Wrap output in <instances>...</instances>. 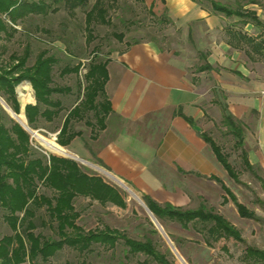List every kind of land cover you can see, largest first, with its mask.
<instances>
[{
    "label": "crops",
    "instance_id": "0c3cea01",
    "mask_svg": "<svg viewBox=\"0 0 264 264\" xmlns=\"http://www.w3.org/2000/svg\"><path fill=\"white\" fill-rule=\"evenodd\" d=\"M253 6L260 25L237 17V25L224 23V15L192 0H166L182 44L161 49L142 41L110 55L106 94L113 112L83 158L94 156L143 199L224 216L233 203L224 204L222 187L230 176L202 134L224 126L225 109L245 130L250 164L264 173V6ZM240 33L260 49L238 44ZM81 100L64 110L66 117Z\"/></svg>",
    "mask_w": 264,
    "mask_h": 264
},
{
    "label": "rangeland",
    "instance_id": "374dc122",
    "mask_svg": "<svg viewBox=\"0 0 264 264\" xmlns=\"http://www.w3.org/2000/svg\"><path fill=\"white\" fill-rule=\"evenodd\" d=\"M37 2L39 0H31ZM50 6L47 15H31L20 22L18 32L13 39H3L0 53L3 60L8 62L13 54L22 56L26 48L31 50L27 67H32L37 56L47 51L49 56L58 60L54 68V87H69V94H56L53 100L60 101L64 110H69L82 99V86H85V75L90 61L94 58L108 60L110 55L127 45L135 42L149 41L161 49H179L182 44L181 34L174 23L165 21L169 18L168 10L163 8L166 0H145L144 3L136 0H122L109 7L108 18L110 25L94 24L96 40L87 42L86 15L91 11L97 0H89L85 7L72 12L64 2L44 0ZM153 1V3H151ZM207 8L212 0H195ZM231 9H244L250 11L253 5L264 6V0H213ZM163 2V3H162ZM153 4V5H152ZM161 7V10H157ZM224 23L235 24L236 18L228 19L224 16ZM118 35H124L120 41ZM82 64L80 73L61 76L66 66ZM12 66V65H9ZM29 95V96H28ZM17 110L4 100L0 101V111L3 114V123L8 129L15 124L21 126L31 137L32 153L34 158L50 160L51 156L66 159L75 158L83 172L100 176L111 186L115 187L125 199L127 207L122 209L109 203L102 205L92 199L78 197L75 208L79 213L77 226L89 231H101L106 228L120 231L125 237L134 241L145 243L151 241L158 251L166 255L172 264H246L244 257L249 247L264 250V173L255 167L248 170L244 163L242 149L236 146L235 138L224 126H218L211 136L220 145L225 154L229 155V162L236 171V178H227L226 188L235 196L238 203L246 206L255 213V219H243L238 214L236 204L233 202L225 208L226 216L241 232L243 242L234 239H224L220 242L207 245L205 237L192 225L184 229L179 223L168 219L159 221L153 216L143 197L128 185H122L112 175H108L98 165L94 156L81 155L82 149L91 150L92 129L86 126L85 121L74 122L73 129L82 131L78 148L63 147L72 156L50 151L33 132L58 145V134L63 125L67 111L53 121L40 119L36 128L30 127L26 115V107L36 105L35 91L30 82H22L16 89ZM7 106V107H6ZM24 116L25 124L18 118ZM89 121L95 123L93 113L88 114ZM61 146V145H60ZM62 147V146H61ZM75 150V151H73ZM79 153V155L77 154ZM72 157V158H71ZM83 159V160H82ZM86 162V163H85ZM98 167V168H97ZM39 195L48 198L55 197V193L39 183ZM138 197V198H137ZM140 201H139V200ZM7 211L0 206V240L14 232L5 221ZM35 233L49 240H58L57 221H53L47 208L36 211ZM158 223V224H157ZM184 260V261H183ZM158 264L145 254L132 255L124 240H119L115 249H108L101 245H94L90 252L81 254L70 247L49 260L47 264ZM42 264V263H40Z\"/></svg>",
    "mask_w": 264,
    "mask_h": 264
},
{
    "label": "trees",
    "instance_id": "16d2710c",
    "mask_svg": "<svg viewBox=\"0 0 264 264\" xmlns=\"http://www.w3.org/2000/svg\"><path fill=\"white\" fill-rule=\"evenodd\" d=\"M119 1L122 0H97L93 9L87 13L86 32L89 44L96 40L93 25H110L109 7ZM136 1L145 2V0ZM55 2H64L74 12L80 7H85L89 0H55ZM209 3L212 11L216 14H222L228 18H240L243 20V24L249 22L256 25L261 24L254 11H246L242 8L234 10L213 0ZM49 10L50 6L44 0L37 2L0 0V48L3 39L14 38L22 20L31 15H47ZM166 18L165 21L169 23ZM235 36L239 40L238 44H249L256 51L260 49V45L254 44L255 40L246 35L240 33ZM117 37L120 41L124 40V35ZM136 43L139 42L134 44ZM30 56L31 50L26 48L22 56L13 54L6 62L3 60V54L0 53V97L16 111V89L22 82H30L35 91L37 103L26 107V115L30 127L35 129L40 119L53 122L64 111L63 104L53 100V96L69 94L72 89L53 86L54 68L58 63L55 57L49 56L47 51H43L37 56L35 64L32 67H27ZM108 64L109 59L103 61L94 58L90 61L85 75L86 85L81 87L83 99L66 117L58 134L57 141L62 147H69L76 138L84 136L82 131L73 129V122L85 121L86 126L92 129L93 140L97 139L99 131L106 129L107 118L113 112L106 94V85L109 80ZM81 68L82 64L74 67L66 66L62 70L61 76L78 75ZM89 113L94 114L95 123L87 119ZM3 119L2 111H0V206L7 211L5 221L14 235L6 236L0 240V264H47L65 247L85 254L90 252L94 245L115 249L119 240H124L132 255L145 254L158 264H172L151 241L137 242L125 237L120 231L109 228L86 232L78 227L76 222L79 213L75 208V200L78 197L92 199L102 205L111 203L122 209L127 207L125 199L115 187L100 176L83 172L74 160L57 156H51L50 160L34 158L30 135L18 124H15L11 130L8 129L4 125ZM188 121L194 124L192 120L188 119ZM223 124L235 138L236 146L242 149L246 168L254 169L255 167L250 164L247 151L244 149L245 130L242 124L228 114L226 109ZM202 136L229 176L236 178V171L229 162V155L224 153L223 148L210 134L203 133ZM39 183L52 190L55 197L48 198L39 195ZM222 187L228 196L224 200V204L233 201L241 218L255 219V213L238 203L224 184ZM144 201L159 221L163 222L168 219L179 223L184 229H189L192 225L205 237L207 245L213 246L224 239H234L239 242L244 240L241 232L214 210L208 211L203 208L185 210L171 205L161 206L147 197H144ZM44 207L47 208L51 219L57 221L58 240H49L35 233L37 229L36 211ZM244 261L246 264H264V250L247 248Z\"/></svg>",
    "mask_w": 264,
    "mask_h": 264
},
{
    "label": "bare ground",
    "instance_id": "6f19581e",
    "mask_svg": "<svg viewBox=\"0 0 264 264\" xmlns=\"http://www.w3.org/2000/svg\"><path fill=\"white\" fill-rule=\"evenodd\" d=\"M29 96V95H28ZM7 107V106H6ZM18 118L25 124V118L24 116H18ZM27 119V118H26ZM35 134V136L39 137V140L50 150L53 152H57L63 155H68V156H72L70 153H68V151L66 149H64L63 147H61L60 145H58L56 142L52 141V140H48L46 138H44L43 136H40L37 132H33ZM83 160V159H82ZM86 163V162H85ZM98 168V167H97ZM107 173V172H105ZM108 175H110L109 173H107ZM111 176V175H110ZM122 185L123 182L119 181ZM138 198V197H137ZM139 200V199H138ZM140 201V200H139ZM158 224V223H157ZM184 261V260H183ZM184 263L186 264V262L184 261Z\"/></svg>",
    "mask_w": 264,
    "mask_h": 264
},
{
    "label": "water",
    "instance_id": "95a60500",
    "mask_svg": "<svg viewBox=\"0 0 264 264\" xmlns=\"http://www.w3.org/2000/svg\"><path fill=\"white\" fill-rule=\"evenodd\" d=\"M0 101L1 102H4V100L0 97ZM195 129H196V131H198V132H201V128L200 127H195ZM70 157V156H69ZM72 158V157H71ZM72 159H74L75 160V158H72ZM150 211V210H149ZM150 213L153 215V213L150 211ZM154 216V215H153Z\"/></svg>",
    "mask_w": 264,
    "mask_h": 264
},
{
    "label": "built area",
    "instance_id": "2783aa9c",
    "mask_svg": "<svg viewBox=\"0 0 264 264\" xmlns=\"http://www.w3.org/2000/svg\"><path fill=\"white\" fill-rule=\"evenodd\" d=\"M32 133H33V131H32ZM34 134V133H33ZM35 135V134H34Z\"/></svg>",
    "mask_w": 264,
    "mask_h": 264
}]
</instances>
